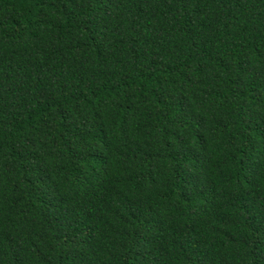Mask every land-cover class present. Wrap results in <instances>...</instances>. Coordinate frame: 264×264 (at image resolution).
<instances>
[{"label": "trees", "instance_id": "16d2710c", "mask_svg": "<svg viewBox=\"0 0 264 264\" xmlns=\"http://www.w3.org/2000/svg\"><path fill=\"white\" fill-rule=\"evenodd\" d=\"M0 264H264V0H0Z\"/></svg>", "mask_w": 264, "mask_h": 264}]
</instances>
